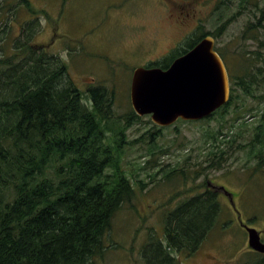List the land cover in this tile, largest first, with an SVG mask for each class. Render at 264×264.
<instances>
[{
  "label": "trees",
  "instance_id": "1",
  "mask_svg": "<svg viewBox=\"0 0 264 264\" xmlns=\"http://www.w3.org/2000/svg\"><path fill=\"white\" fill-rule=\"evenodd\" d=\"M21 11L30 18L12 35V21H18ZM42 15L48 17L30 0H0V264H95L107 248L116 212L134 196L121 166V149L125 128L139 116L131 109L132 118L109 134V121L115 118L113 92L97 85L83 98L65 61L49 52V44L36 41ZM205 35L217 37L218 30L196 31L188 44L153 65L166 68ZM237 61L232 72L226 62L230 96L213 114L222 115L220 110H228L241 94L264 103V53L241 54ZM258 89L262 94L257 96L253 91ZM253 130L243 145L222 127L206 133L213 145L203 162L192 169L173 166L164 179L199 178L206 169L220 170L245 145L256 159L254 171H262L264 108ZM203 183V191L185 198L164 218L165 245L149 233L140 251L144 264H181L174 253L191 255L207 238L221 204L218 191Z\"/></svg>",
  "mask_w": 264,
  "mask_h": 264
},
{
  "label": "rangeland",
  "instance_id": "2",
  "mask_svg": "<svg viewBox=\"0 0 264 264\" xmlns=\"http://www.w3.org/2000/svg\"><path fill=\"white\" fill-rule=\"evenodd\" d=\"M30 1L35 8L48 13V17L39 18L43 28L36 41L49 44V52L65 61L69 76L83 98H87L88 88L97 85L113 92L115 118L109 121L113 127L111 135L124 125V119L132 118L128 90L133 69L162 60L172 50L188 44L195 31L218 30L215 46L231 72L241 54L264 53V0H176L181 3V10L189 12L188 16L183 11L172 17L176 24L168 21L173 14L166 7L169 0ZM29 18L26 11H21L18 21H12V35H17L19 23ZM196 22L197 27L193 29ZM135 27L143 30L138 36L134 33ZM150 38L156 39V45H145L152 42ZM261 92L258 89L253 94L258 96ZM240 96L228 110H220L223 116L217 113L200 120H179L166 127L153 124L149 115L131 119L124 130L121 166L133 184L134 196L116 212L106 236L107 248L95 264H144L140 251L149 233L154 232L165 245L164 218L185 198L203 191L204 181L233 191L241 217H248L250 225L262 228L264 166L262 171H254L256 159L250 156L247 145L228 158L220 170L206 169L199 178L164 179V173L173 166L192 169L203 162L213 145L207 134L221 127L238 144L251 141L264 103L252 96ZM245 121L246 125L241 126ZM191 176H195L193 172ZM218 198L221 211L207 238L191 255H174L181 264L264 261L263 255L248 251L244 230L229 221L233 212L222 191ZM261 237L264 240V233Z\"/></svg>",
  "mask_w": 264,
  "mask_h": 264
},
{
  "label": "water",
  "instance_id": "3",
  "mask_svg": "<svg viewBox=\"0 0 264 264\" xmlns=\"http://www.w3.org/2000/svg\"><path fill=\"white\" fill-rule=\"evenodd\" d=\"M229 95V76L210 35L201 38L165 69L135 68L129 91L133 111L138 116L149 114L159 126L171 125L178 119H203L225 104ZM225 194L228 195L227 191ZM245 227L248 247L264 253L259 232Z\"/></svg>",
  "mask_w": 264,
  "mask_h": 264
},
{
  "label": "flooded vegetation",
  "instance_id": "4",
  "mask_svg": "<svg viewBox=\"0 0 264 264\" xmlns=\"http://www.w3.org/2000/svg\"><path fill=\"white\" fill-rule=\"evenodd\" d=\"M188 5H190V6H192L190 3H188ZM166 7H167V9H168V11L170 12V11H173V14L171 13L170 15H169V17H168V19H170V20H168L170 23H174V24H176L175 23V21H172L173 19H175V18H172V17H177L179 14H183V11H184V14L186 15V16H188L189 15V12H185V10H181L180 8H181V3L180 2H178V1H176V0H169V2H168V4H166ZM192 16H194L195 17V15L196 14H191ZM194 20V19H193ZM192 20V21H193ZM186 25V24H185ZM195 27H197V22H196V25L193 27V29L195 28ZM141 32H143V30H142V28H139V27H135V30H134V33L136 34V36H138ZM151 39V43L150 44H145V45H156V39L154 38H150ZM138 45H144L143 44V42H138ZM175 45V44H174ZM144 47H146V46H144ZM141 48H143V46L141 47ZM138 49H139V47H138ZM223 58V57H222ZM223 61H224V58H223ZM151 62V61H150ZM150 62H146V63H143V65L142 66H144V67H152V65H150ZM225 62V61H224ZM225 64H226V62H225ZM212 187L213 188H211V189H216L217 187L216 186H214V185H212ZM218 189V190H217ZM216 190L218 191V196H219V194H220V191H221V189H219V188H217ZM228 190V189H227ZM229 192H230V197H227V205L230 207V209L232 210V212H233V216H232V219H230L229 221H233V222H236V224L240 227V228H242L243 230H244V234H245V236H246V246H247V231H246V227L245 226H249V227H254L256 230H258V232H259V235H260V240H261V242H263L264 243V240H262V237H261V235L264 233V225L262 226V228L261 229H259V228H257V227H255L254 225H250L248 222L250 221V219L247 217L246 219H244V218H242L241 217V213L237 210V208H238V204H237V201H235V193L233 192V191H230V190H228ZM240 195V194H239ZM239 201H240V199H239ZM264 223V222H263ZM248 251L249 252H252V253H255V254H261V253H259V252H256V251H253V250H251L250 248H248Z\"/></svg>",
  "mask_w": 264,
  "mask_h": 264
}]
</instances>
